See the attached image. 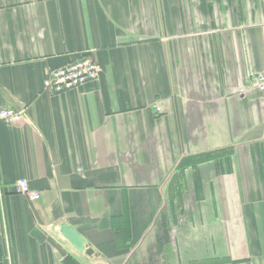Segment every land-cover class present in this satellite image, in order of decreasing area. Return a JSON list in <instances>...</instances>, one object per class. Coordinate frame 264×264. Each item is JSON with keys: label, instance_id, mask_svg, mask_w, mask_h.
I'll return each mask as SVG.
<instances>
[{"label": "crops", "instance_id": "obj_1", "mask_svg": "<svg viewBox=\"0 0 264 264\" xmlns=\"http://www.w3.org/2000/svg\"><path fill=\"white\" fill-rule=\"evenodd\" d=\"M263 72L264 0H0V264H264Z\"/></svg>", "mask_w": 264, "mask_h": 264}, {"label": "built area", "instance_id": "obj_2", "mask_svg": "<svg viewBox=\"0 0 264 264\" xmlns=\"http://www.w3.org/2000/svg\"><path fill=\"white\" fill-rule=\"evenodd\" d=\"M99 68L90 55H84L66 65L47 72L43 81V90L50 95L59 94L65 91L79 88L97 79ZM252 86L264 92V72L255 76ZM23 120V115L12 109L0 110V121L5 123H17ZM15 193L26 197L29 201H36L39 198L37 192L30 190L26 179H19L13 187Z\"/></svg>", "mask_w": 264, "mask_h": 264}, {"label": "water", "instance_id": "obj_3", "mask_svg": "<svg viewBox=\"0 0 264 264\" xmlns=\"http://www.w3.org/2000/svg\"><path fill=\"white\" fill-rule=\"evenodd\" d=\"M59 234L65 239L70 246L78 253H83L85 250V242L82 237L71 227L61 224L56 228Z\"/></svg>", "mask_w": 264, "mask_h": 264}]
</instances>
